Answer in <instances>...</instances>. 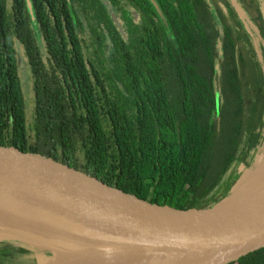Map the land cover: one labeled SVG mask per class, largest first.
<instances>
[{
	"label": "trees",
	"instance_id": "trees-1",
	"mask_svg": "<svg viewBox=\"0 0 264 264\" xmlns=\"http://www.w3.org/2000/svg\"><path fill=\"white\" fill-rule=\"evenodd\" d=\"M102 1L29 0L31 21L0 0V145L151 202L217 204L264 152V0H235L251 36L228 0H154L167 30L148 0ZM229 264H264V248Z\"/></svg>",
	"mask_w": 264,
	"mask_h": 264
},
{
	"label": "water",
	"instance_id": "water-1",
	"mask_svg": "<svg viewBox=\"0 0 264 264\" xmlns=\"http://www.w3.org/2000/svg\"><path fill=\"white\" fill-rule=\"evenodd\" d=\"M23 1L32 21L29 0ZM148 2L167 30L157 4ZM228 2L251 36L235 0ZM235 192L211 207L180 208L132 196L55 159L0 145L1 202L93 230L132 264H229L263 249L264 189L245 197ZM10 232L30 237L20 228L0 226V234ZM55 249L62 252L44 264H69L77 253L95 252Z\"/></svg>",
	"mask_w": 264,
	"mask_h": 264
},
{
	"label": "bare ground",
	"instance_id": "bare-ground-1",
	"mask_svg": "<svg viewBox=\"0 0 264 264\" xmlns=\"http://www.w3.org/2000/svg\"><path fill=\"white\" fill-rule=\"evenodd\" d=\"M263 189L264 168L257 175L249 194ZM0 226L20 228L34 241L65 252L78 249H84L86 252L95 251L87 254L77 253L76 258L69 264H109L120 258L95 231L79 228L50 215L15 204L0 201ZM50 264L58 263L55 261Z\"/></svg>",
	"mask_w": 264,
	"mask_h": 264
},
{
	"label": "rangeland",
	"instance_id": "rangeland-1",
	"mask_svg": "<svg viewBox=\"0 0 264 264\" xmlns=\"http://www.w3.org/2000/svg\"><path fill=\"white\" fill-rule=\"evenodd\" d=\"M102 1V0H101ZM104 4V7L106 8L107 12L109 13L111 19L116 24L118 23L111 15L109 7L106 5L104 1H102ZM263 13V12H262ZM251 16H255V13H252ZM250 23L255 27L258 23L254 21H250ZM35 39L38 45V49L40 53L42 54V47L39 40V36L36 34ZM17 50V68H18V74H19V80L20 85L22 88V92L24 94V107H25V118H29V114L31 113V93H30V82H29V76L26 69V64L20 54L19 48L16 46ZM27 111V112H26ZM233 165L231 166V168ZM264 168V152L260 150L258 154L256 155V158L251 165L250 168L243 170L237 182L233 186L232 190H236L234 193L235 196H247L249 193V190L253 183L256 181L257 175L262 171ZM231 171V170H230ZM246 171V172H245ZM231 190L230 194L233 193ZM248 192V193H247ZM242 197V198H243ZM11 239H8L10 238ZM8 237L7 235L0 234V241H7V243L11 247L19 248L23 251V253L20 254H9L6 258H4L3 263L4 264H44L46 262H49L53 258H55L57 255H59L62 251L59 250H53L51 246L48 248V246H45L43 244H40L36 241H34L32 238L28 237H22L21 235H14ZM21 237V238H19ZM14 238V239H13ZM120 258L118 261H115L114 263L110 264H132L133 261L129 262L128 259L124 256H119Z\"/></svg>",
	"mask_w": 264,
	"mask_h": 264
},
{
	"label": "flooded vegetation",
	"instance_id": "flooded-vegetation-1",
	"mask_svg": "<svg viewBox=\"0 0 264 264\" xmlns=\"http://www.w3.org/2000/svg\"><path fill=\"white\" fill-rule=\"evenodd\" d=\"M10 234V235H9ZM9 234H5V235H7L8 237H10V236H14V235H21L22 237H26L27 235H25V234H23V233H14V232H10ZM19 238H21V237H19ZM8 239H11V237L10 238H8ZM14 239V238H13ZM2 241H0V243H1ZM13 247H11L10 245H8V247L6 248L7 250H5V252H4V257L6 258L9 254H15L16 255V253H13L12 251H11V249H12ZM54 250V249H53ZM21 255V254H20Z\"/></svg>",
	"mask_w": 264,
	"mask_h": 264
}]
</instances>
